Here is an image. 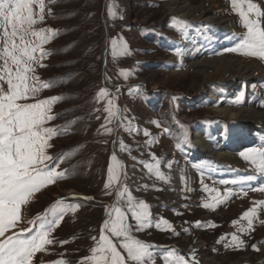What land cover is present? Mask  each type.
I'll return each instance as SVG.
<instances>
[{"label":"rangeland","instance_id":"1","mask_svg":"<svg viewBox=\"0 0 264 264\" xmlns=\"http://www.w3.org/2000/svg\"><path fill=\"white\" fill-rule=\"evenodd\" d=\"M186 1L193 6L216 4L219 16L229 25L226 23L224 27L195 20L198 12L194 18L171 15L167 11V0H44V21L34 27L54 29L57 35L44 45L50 53L42 61L47 67L36 70L42 81L52 85L42 89L38 98L62 97L52 107L56 119L46 126L61 133L50 141L53 146L48 149V154L53 157L50 162L53 167L58 162L57 158L62 153L66 154L57 169L65 171L66 178L36 193L24 207L29 219L44 215L45 210L61 198H64L65 206L78 204L80 207L66 212L61 224L51 234L55 242L46 246V252L36 254L34 264H50L61 259L67 264H79L83 257L91 254L90 249L96 246L92 237L99 239L103 221L108 218L106 210H111L116 203L118 185L114 183L111 195H106L104 188L113 154L124 165L121 174L123 184L138 201L142 200L150 206L153 226L133 234L155 246L151 249L154 264H164V258L173 249L190 264H200L187 253L196 243L201 246L195 251L197 255L206 253L214 259L213 263L205 264H264V225L259 223L264 220V210L259 211V219L254 221L255 230L250 236L238 231L241 224L247 226V221L241 220L243 212L252 207L254 201L264 200V192L250 190L257 188L254 186H257L259 174L254 173L253 166L241 156L251 147H262L259 142L242 143L239 149L230 147L224 151L226 157L236 155L238 167H243L237 168V171L214 169L210 162L206 166L207 158L194 160V186L183 190L186 195L180 197L177 196L180 191L168 188L167 182L157 179L140 163L155 164L152 159L154 154L160 161V171L167 175L170 172L165 171L168 168L167 159L183 154L187 145L194 141L197 130H204L205 135L214 139L232 138L234 133H242L241 127L232 133L226 131L229 123L214 116V111L224 108L218 104L228 98L233 101L243 89H235L233 95L225 97L224 93L214 88L218 83L213 69L207 71L209 77L206 82L203 75L192 68L173 66L172 60L179 54V44L184 45L191 40L197 48L205 49L211 40L217 41L221 34L220 38H223L217 41L215 50H210L209 46L201 57L212 59L229 54L244 64L249 61L264 64V60L259 58L227 51L237 47L240 37L246 32L238 14L232 11L230 0ZM254 2L260 4L264 11V0ZM35 11H39L38 7ZM261 21L264 26V17ZM113 39L117 40L115 55L111 46ZM125 43L128 54L121 55ZM227 43L230 46H226ZM122 71L127 73L126 77L121 75ZM105 79L110 87L104 84ZM212 87L214 100L209 94L207 97L204 95ZM105 88L108 95L97 100V94ZM130 90H133L132 94H129ZM263 95L264 84L259 94L260 103L256 105L258 110H264ZM208 97L211 99L209 102L206 100ZM109 99L113 100L114 108L121 110L122 120L114 118L108 121L105 107ZM236 112L232 111L230 115L237 118ZM73 121L75 123H71ZM129 123L135 131L127 130ZM102 125L112 131L106 132ZM164 128H168L169 132H164ZM121 141L128 150H121ZM225 161L228 162L224 159L220 161L223 169L232 167L230 163L225 166ZM217 170L222 172L220 177ZM249 175L256 176L254 186L246 179ZM201 181L216 187L221 195L227 190L234 194L215 209H205L202 205L210 203L215 193L203 191ZM220 181L236 183L221 184ZM260 184L264 186V183ZM144 185L147 187H142ZM70 190L73 192L68 193ZM244 191H247V196L243 195ZM74 196L93 199H72ZM125 199L121 200V207ZM51 218L49 214L47 219ZM161 218L172 227L161 224L164 230L157 229L155 224ZM233 221L238 223L234 225ZM129 222L135 223L131 219ZM23 227H33L35 231V226L25 223ZM232 234L243 240L244 246H230L233 244ZM63 240L68 243L61 245L59 241ZM252 244H256L259 250H253ZM169 264H174V261H169Z\"/></svg>","mask_w":264,"mask_h":264},{"label":"snow or ice","instance_id":"2","mask_svg":"<svg viewBox=\"0 0 264 264\" xmlns=\"http://www.w3.org/2000/svg\"><path fill=\"white\" fill-rule=\"evenodd\" d=\"M55 2V0H51ZM232 11L238 14L242 26L246 32L240 37V43L235 48L227 49L229 52L241 53L247 57L264 60V26L261 18L264 17L260 4L254 0H230ZM39 11H35V8ZM44 0H0V264H34L37 253L47 251L46 246L53 244L52 232L61 224L67 211H75L80 205L65 206L64 198L56 200L44 215L27 218L26 209L36 193L66 178L65 171H58L59 163L63 162L66 154L57 158L55 167L51 166L53 157L48 154V149L53 145L50 141L54 136L61 134L56 128L46 126L56 119L52 114L53 105L62 97H48L39 99L42 89L51 87V83L42 81L36 74L38 67L47 65L42 61L50 53L44 45L57 35L51 28L34 27L44 21ZM51 14V10L49 9ZM111 15V9L109 10ZM113 55L117 51V40L111 41ZM128 54V46L125 43L121 55ZM127 76V73L121 72ZM117 91H119L117 89ZM130 90L129 94H132ZM108 95V90L101 89L97 94V100ZM244 93L241 92L231 101L240 104ZM175 99V97L173 98ZM105 111L108 113V121L112 119L122 120L121 110L114 108L113 100L107 101ZM75 123V121L71 122ZM159 127V124L157 123ZM106 132L111 128L102 125ZM128 131H135L129 123ZM164 132H169L164 128ZM145 135H149L145 132ZM177 147H180L177 145ZM121 150H128L121 141ZM243 159L253 166L254 173L264 177V146L251 147L241 153ZM135 159V158H133ZM155 164L140 161L150 174L157 179L168 182L167 177L160 171V161L152 154ZM172 168V163H168ZM124 165L113 154L111 163L107 168V181L104 185L106 195H111L114 183L116 187V203L111 210H106L108 216L103 221L99 239L93 236L96 246L90 249L91 254L83 257L79 264H154V256L151 249L155 246L135 237L133 232L144 231L152 227L150 206L144 201H138L127 186L121 181ZM126 177V173H124ZM248 181L256 179L255 175H249ZM203 184V181H201ZM221 184L236 181H220ZM142 187H147L144 185ZM190 190V189H189ZM251 191L264 192V187L251 188ZM203 191L215 193L211 196L210 203H204L205 209H215L228 200L234 193L227 190L221 195L216 187L203 184ZM247 196V191L243 192ZM124 206L120 203L123 198ZM72 199L92 200V197H72ZM264 210V200L254 201L253 206L243 212L241 220L247 221V226L241 224L238 231L251 235L255 230L254 221L259 219V211ZM51 214V219H47ZM129 219L135 223H130ZM35 226L23 227L24 224ZM233 221V224H237ZM259 223L264 225V220ZM161 224L171 228L167 220L161 218L155 227L164 230ZM200 226V222H197ZM25 233L31 235L25 236ZM233 244L230 246L242 247L245 242L236 234L231 237ZM61 245L67 240L59 241ZM253 250L258 251L256 244H252ZM190 264V262L173 249L164 258V264ZM50 264H67L64 260L50 262Z\"/></svg>","mask_w":264,"mask_h":264},{"label":"bare ground","instance_id":"3","mask_svg":"<svg viewBox=\"0 0 264 264\" xmlns=\"http://www.w3.org/2000/svg\"><path fill=\"white\" fill-rule=\"evenodd\" d=\"M166 6L167 11L171 15L177 14L184 17L194 18L195 14L198 12L199 16H196L194 18L195 20L201 19L205 22H212L214 24L223 25L224 27L228 24L219 16V11H217L218 7L212 2L207 5L202 3L193 6L189 4L186 0H167ZM220 35L218 36L217 41L223 38V36L222 38H220ZM217 41L211 40L210 43L206 45L205 49H200L199 47L197 48L195 45H193V42L191 40L185 43L184 45L179 44V54L178 56H175L173 58L172 64L177 68H192L194 72L203 75V80H206V82L209 77L206 74L207 71L209 69H213L214 74L217 76L216 83H218V86H214V88L217 89L216 91H221L222 94L224 93L225 97L233 95L235 93V89L242 88L244 93V99L242 100L241 104L235 106L236 104L233 105L228 98L225 99L224 103L218 104L222 105L224 108H216L217 110L214 111V116L220 117L225 123H229V126H227V128L225 127L226 131L232 133L235 129H240L241 127L242 133L236 132L232 135V138L221 137L220 139H214L212 136L208 137L207 135H205V131H201L202 129L199 127L201 130H197L196 133H194V141H191L187 145L185 152L183 154H179L178 156L176 155L175 158L167 159V163H172V168L165 169L166 172L170 171L166 175L167 177H169V180L166 185L172 190H175L177 192L180 191V193L177 194L178 197L185 196L186 194L183 193V190H187L188 187L192 188L194 186L192 182L194 177L193 171L195 168L192 167V162L194 160H199L201 159V157L207 158L206 166L207 164H209L208 162H210V164L212 163V165L214 166V169L218 168L222 171L230 169L231 171H237L239 170L237 168L243 167H238L239 163L236 160V155L226 157L227 154L224 151L229 150L230 147L233 149H239L240 147H242V143H246L247 145H249L254 142H259L261 145L264 146V110H258L256 108V105L260 103L259 94L261 91V85L264 84V82H261L264 81V64H262L261 62L254 61L245 62L244 64L241 61H238L237 59L231 58L232 56L229 54H227V56L212 59H206L205 57H201L205 54L207 47L210 46V50H215V48L217 47ZM228 45L229 44L227 43L226 46ZM104 84L110 87V84L108 83L107 79L104 80ZM203 88L205 89V85H203ZM213 90V87L208 89V91H205L204 95H206L207 97V94H209V96H211L214 100L215 92ZM206 100H208V102L211 101L209 97ZM212 102L215 103L214 101ZM231 110L237 111V118L233 117V115H230V112H232ZM226 113L229 115H227ZM223 159L228 161H225V166L230 163L232 167L227 166L223 169V164L221 163ZM203 164L204 163H202L201 165ZM214 171L216 172V170ZM217 173L220 177L222 172L217 170ZM256 182L257 186H254V180L250 181V183L253 184L254 187H262L260 182L264 183V177L258 175ZM72 192V190L68 191V193ZM199 247L201 246L196 243L187 250V253L190 258L192 260L195 259L196 262L198 261L197 263H213L214 259L208 257L206 253H198V255L195 253V251Z\"/></svg>","mask_w":264,"mask_h":264}]
</instances>
